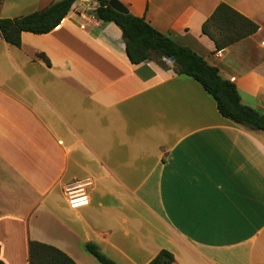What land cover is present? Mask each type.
<instances>
[{
  "label": "crops",
  "instance_id": "0c3cea01",
  "mask_svg": "<svg viewBox=\"0 0 264 264\" xmlns=\"http://www.w3.org/2000/svg\"><path fill=\"white\" fill-rule=\"evenodd\" d=\"M54 1L0 0V18ZM119 1L264 113V0ZM97 5L76 0L21 46L0 33V264H30L31 240L76 264H104L88 242L118 264L163 249L171 264H264V131L222 115L174 62H132ZM83 179L89 202L72 208L64 186Z\"/></svg>",
  "mask_w": 264,
  "mask_h": 264
},
{
  "label": "trees",
  "instance_id": "16d2710c",
  "mask_svg": "<svg viewBox=\"0 0 264 264\" xmlns=\"http://www.w3.org/2000/svg\"><path fill=\"white\" fill-rule=\"evenodd\" d=\"M75 1L56 0L29 14L0 18V33L7 42L21 46L23 31L39 34L51 31L60 24ZM96 1L98 5L93 10L94 16L105 22L113 21L121 28L126 53L132 62L152 60L167 67L165 60L174 57V70L194 77L214 97L222 115L235 123L264 131V113L244 104L235 83L223 78L216 66L209 64L190 47L180 44L171 36L156 29L144 17L130 12H119L112 8L109 0ZM227 9L231 8L226 4L219 5L212 17ZM249 22L251 24L249 33L256 31L258 26ZM42 56L45 57L43 54ZM86 248L102 263L118 264L103 253L97 244L88 242ZM173 260V253L163 249L147 264H171ZM29 262L30 264H76L59 248L35 240L30 241Z\"/></svg>",
  "mask_w": 264,
  "mask_h": 264
},
{
  "label": "built area",
  "instance_id": "2783aa9c",
  "mask_svg": "<svg viewBox=\"0 0 264 264\" xmlns=\"http://www.w3.org/2000/svg\"><path fill=\"white\" fill-rule=\"evenodd\" d=\"M90 184L89 179L75 180L64 186V194L69 205L72 208L84 206L89 202V193L87 190Z\"/></svg>",
  "mask_w": 264,
  "mask_h": 264
},
{
  "label": "water",
  "instance_id": "95a60500",
  "mask_svg": "<svg viewBox=\"0 0 264 264\" xmlns=\"http://www.w3.org/2000/svg\"><path fill=\"white\" fill-rule=\"evenodd\" d=\"M109 4L114 8L115 10L122 12V13H128L129 10L127 6H125L122 2L119 0H109ZM170 62H174V57L169 58Z\"/></svg>",
  "mask_w": 264,
  "mask_h": 264
},
{
  "label": "rangeland",
  "instance_id": "374dc122",
  "mask_svg": "<svg viewBox=\"0 0 264 264\" xmlns=\"http://www.w3.org/2000/svg\"><path fill=\"white\" fill-rule=\"evenodd\" d=\"M165 62H166L167 65H172V64L169 62L168 59H166Z\"/></svg>",
  "mask_w": 264,
  "mask_h": 264
}]
</instances>
